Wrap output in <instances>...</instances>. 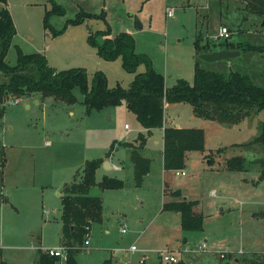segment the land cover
<instances>
[{"label":"rangeland","instance_id":"obj_1","mask_svg":"<svg viewBox=\"0 0 264 264\" xmlns=\"http://www.w3.org/2000/svg\"><path fill=\"white\" fill-rule=\"evenodd\" d=\"M54 4L64 11H53ZM7 6L16 27L5 56L9 64L17 63L19 46L25 53L44 54L57 70L84 68L89 85L95 72L102 71L110 88L120 84L127 89L147 64L130 72L121 56H101L90 35L109 27L112 36L121 31L134 36L136 51L149 56L168 87L180 78L192 83L196 61L227 74L249 73L264 85V53L244 51L232 60L207 62L195 47L196 39L201 46H225V39L215 38L220 25L230 29L229 43L264 44V19L247 11L241 0H7ZM168 8H173V16H168ZM82 12L102 17L84 16L81 23L71 22ZM103 39L96 35L97 43ZM8 80L0 70V82ZM74 93L73 104L38 93L7 98L0 119V163L2 156L6 159L0 164V264H36L39 250L60 245L62 196L58 192L66 182L79 179L86 161L95 158L124 165L113 174L125 185L92 187L93 195L104 198L103 221L87 233L89 245L76 244L79 264H103L107 258L113 264H171L157 254L164 250L197 264L208 252L242 250L232 255L246 264L253 252L264 251V178L258 162L264 149L258 143L248 144L261 131L264 110L228 125L195 116L190 102L171 103L165 109L167 126L201 127L206 133V149L188 151L187 174L178 176L176 170L164 169L161 128L151 135L126 101L87 112L84 93L79 87ZM141 134L146 137L143 153L153 163L150 174L137 186L123 143L139 144ZM238 155L247 159L246 170L226 166L227 159ZM104 174L103 168L97 170V182ZM175 190L181 194H173ZM185 197L197 200L194 209L204 217L202 231H184L181 214L164 209L165 203ZM205 239L208 247L203 250ZM132 245L138 251L131 252ZM144 255L147 260L140 262ZM211 261L216 263V258ZM231 261L235 256L220 264Z\"/></svg>","mask_w":264,"mask_h":264},{"label":"trees","instance_id":"obj_2","mask_svg":"<svg viewBox=\"0 0 264 264\" xmlns=\"http://www.w3.org/2000/svg\"><path fill=\"white\" fill-rule=\"evenodd\" d=\"M247 11L264 19V0H241ZM5 5L0 7V70L9 77L6 82H0V119L5 114V103L8 97L41 94L43 97L52 96L68 104L77 101L74 88L79 87L84 93V103L87 112L93 108L101 109L109 105L127 102L139 122L149 131L164 126L165 103L190 102L196 116L228 125L241 122L253 113L264 110V85L258 84L249 73L239 70L225 73L202 67L199 61L195 63V75L192 83L180 78L171 87L166 85V77L157 71L148 55L139 53L135 48L134 36L121 31L111 36L108 27L98 31L102 35V42L97 43L96 35L92 33L90 40L98 46L99 53L105 59L122 57L123 66L130 72H136L141 63L147 64L144 72L136 74L129 88L120 84L110 88L105 74L97 71L93 75L92 85H89L88 74L82 67L57 70L48 64L44 54L40 52L25 53L18 48L16 64H9L5 56L16 33L12 14L7 6V0H0ZM53 11L63 12V8L54 4ZM84 16L102 17L88 12L80 13L73 23H81ZM220 48L240 49L245 52L264 53L263 45L234 44L227 42ZM198 54L220 48H212L210 44L200 45L195 41ZM203 49V50H202ZM150 133V132H149ZM163 162L166 170L185 168V157L188 151H204L206 149V133L201 127H179L169 125L164 128ZM139 144L123 143L130 149L131 160L134 164V179L137 186H141L146 175L150 172L152 159L145 156L143 148L146 137L141 134ZM258 143L264 149V119L259 135L250 143ZM4 155V152H3ZM1 158V165L6 159ZM104 162L103 158L87 160L81 177L66 182L62 189V241L69 247L67 264H79L75 254L82 247L86 235L92 225L103 221L104 200L100 195H92L90 190L98 185L102 189L122 188L125 181L117 176L105 175L100 182L96 180V173ZM261 166V178H264V156L258 160ZM226 166L233 170H246L247 159L243 156H233L227 159ZM180 195V190L172 192ZM197 200H174L165 203L164 209L173 210L181 214V228L184 231H202L203 215L195 211ZM57 258L39 250L36 264H56ZM246 264H264V253H254ZM1 264H8L2 261ZM103 264H113L112 258H107ZM178 264H195L180 260ZM242 264L239 259L238 263Z\"/></svg>","mask_w":264,"mask_h":264},{"label":"built area","instance_id":"obj_3","mask_svg":"<svg viewBox=\"0 0 264 264\" xmlns=\"http://www.w3.org/2000/svg\"><path fill=\"white\" fill-rule=\"evenodd\" d=\"M168 16H173L174 14V10L173 8H168L167 11ZM231 37V31L230 29L226 26V25H220L219 27V31L217 33V35H215L216 39H227ZM128 126V125H127ZM176 174L177 175H185L187 174V170L184 169H178L176 170ZM122 232L125 233L126 232V228L122 229ZM89 236V233L88 235ZM86 246L89 245V240L86 239L85 243ZM201 248L203 250H206V244H202ZM44 252L48 253L51 256H54L57 258V262L56 264H67L68 259H69V247L63 244H60L58 246H54V247H48V248H44L42 249ZM131 252H136L138 251L136 245H132L130 247ZM157 254L159 255L160 259L162 262H167V263H171V264H178L180 262V260L172 253H170L169 250H164V251H158ZM146 255H144L141 259L140 262H144L147 257H145ZM221 257H224V254H221Z\"/></svg>","mask_w":264,"mask_h":264},{"label":"crops","instance_id":"obj_4","mask_svg":"<svg viewBox=\"0 0 264 264\" xmlns=\"http://www.w3.org/2000/svg\"><path fill=\"white\" fill-rule=\"evenodd\" d=\"M112 36V35H111ZM171 103H168V102H166L165 103V109L170 105ZM196 116V115H195ZM198 117V116H197ZM201 118V117H200ZM210 121V120H209ZM167 126V117H165V120H164V126L163 127H159V128H161V130L163 131V138H164V128ZM177 126H179V125H177ZM179 127H182V126H179ZM155 129H157V128H154V129H152V130H148L149 132H150V134L151 135H153L154 134V131H155ZM156 143H158V141H156ZM125 147V146H124ZM125 148H127L129 151V153H128V157H130V159H131V152H130V149L128 148V147H125ZM163 149H164V139H163ZM163 149H162V156H163ZM143 151H144V148H143ZM145 155V154H144ZM145 156H147V155H145ZM128 157H127V159H128ZM148 157V156H147ZM150 158V157H149ZM105 161H108L109 163H110V165L109 166H106V167H103V165L101 166V167H99L98 169H102L103 168V170H104V172H106V174H104V175H109V176H114L115 174H113L114 172L113 171H122L123 169H124V165H122V164H120L119 162H114L113 160H111L110 158H105V160H104V162ZM132 161V160H131ZM152 163H153V160H152ZM164 163V162H163ZM133 166H134V164H133ZM151 166H152V164H151ZM165 169V168H164ZM150 171H151V168H150ZM150 174V172L146 175V177L148 176ZM178 176H181V175H178ZM146 177H145V179H146ZM145 179H144V181H145ZM143 181V182H144ZM143 184V183H142ZM90 193L92 194V188H91V190H90ZM58 194L59 195H61L62 196V191L60 190L59 192H58ZM93 195V194H92ZM101 196V195H100ZM103 198V197H102ZM186 199H188L187 197H185ZM103 200H104V198H103ZM221 210H223V208L221 209ZM93 226V225H92ZM184 239H185V241H186V238H185V236H184ZM205 241H206V249H207V247H208V239H205ZM61 244V243H60ZM54 247V246H53ZM241 251L242 250H238V251H236V250H233V251H223L224 253H222V252H219V253H217V252H212V253H207V254H209L207 257H206V255L207 254H205L204 255V257L203 258H201V260H199V264H220L221 263V261H222V259H230V258H233V256H235V262H237L238 263V261H239V257L238 256H236V254L235 255H232L233 253H238V254H240L241 253ZM187 253H189V252H187ZM217 253V254H216ZM254 253H264V251H260V252H253L251 255H253ZM221 254H224V257H221ZM188 254H186V257H188L187 256ZM194 258V257H193ZM213 258H216V263H213V261H211V259H213ZM218 258V259H217ZM147 260V259H146ZM145 260V261H146ZM181 260H184V259H181ZM186 261H188V259H186ZM234 262H228L227 264H233ZM195 264H197V263H195Z\"/></svg>","mask_w":264,"mask_h":264},{"label":"water","instance_id":"obj_5","mask_svg":"<svg viewBox=\"0 0 264 264\" xmlns=\"http://www.w3.org/2000/svg\"><path fill=\"white\" fill-rule=\"evenodd\" d=\"M139 26L142 27L143 24L139 23ZM242 51L240 49H230V48H220L209 52H204L200 54V58L207 62H217L224 60H232L241 55ZM105 167L109 166L110 163L105 161Z\"/></svg>","mask_w":264,"mask_h":264}]
</instances>
